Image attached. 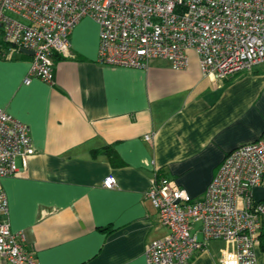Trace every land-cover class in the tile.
Returning a JSON list of instances; mask_svg holds the SVG:
<instances>
[{
  "label": "crops",
  "instance_id": "1",
  "mask_svg": "<svg viewBox=\"0 0 264 264\" xmlns=\"http://www.w3.org/2000/svg\"><path fill=\"white\" fill-rule=\"evenodd\" d=\"M2 38L0 29V49ZM99 44V24L83 18L69 50L53 56L54 83L25 82L33 55L0 54V106L30 127L36 149L0 177V191L39 264H147L150 245L169 234L145 199L152 178L200 199L230 151L264 142V64L213 80L194 51L185 69L161 58L146 69L100 63ZM104 147L115 156L93 153ZM232 249L210 241L191 264H220ZM256 258L264 264L260 245Z\"/></svg>",
  "mask_w": 264,
  "mask_h": 264
},
{
  "label": "built area",
  "instance_id": "2",
  "mask_svg": "<svg viewBox=\"0 0 264 264\" xmlns=\"http://www.w3.org/2000/svg\"><path fill=\"white\" fill-rule=\"evenodd\" d=\"M85 17L100 26L98 60L106 65L147 69L161 58L185 69L194 51L204 76L223 80L264 64V0H0V54L32 50L25 82L34 76L54 83L53 56L69 50L72 30ZM35 153L30 127L0 106V177L16 174L19 161L25 166ZM103 184L114 188L117 178L108 175ZM256 186H264L260 140L230 151L200 199L156 174L145 199L169 234L150 245L147 264H191L210 241L233 248L220 264H257L264 201H255ZM8 215L7 195L0 191V257L10 264H39Z\"/></svg>",
  "mask_w": 264,
  "mask_h": 264
},
{
  "label": "water",
  "instance_id": "3",
  "mask_svg": "<svg viewBox=\"0 0 264 264\" xmlns=\"http://www.w3.org/2000/svg\"><path fill=\"white\" fill-rule=\"evenodd\" d=\"M20 51H23L27 54L33 55L34 52L32 50L21 48ZM253 195L256 202H263L264 201V186H256L253 189Z\"/></svg>",
  "mask_w": 264,
  "mask_h": 264
},
{
  "label": "trees",
  "instance_id": "4",
  "mask_svg": "<svg viewBox=\"0 0 264 264\" xmlns=\"http://www.w3.org/2000/svg\"><path fill=\"white\" fill-rule=\"evenodd\" d=\"M0 52H1V49H0ZM99 152H105V153L109 154L111 157L115 156V154L112 153V150L109 147H104V148L97 149V150L93 151L94 154H97ZM259 245H260L262 251L264 252V222H263L262 230L259 234Z\"/></svg>",
  "mask_w": 264,
  "mask_h": 264
}]
</instances>
